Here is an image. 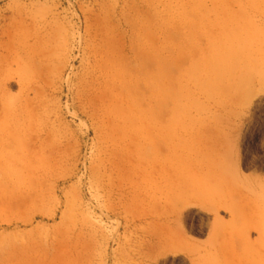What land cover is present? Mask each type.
<instances>
[{"label":"rangeland","instance_id":"rangeland-1","mask_svg":"<svg viewBox=\"0 0 264 264\" xmlns=\"http://www.w3.org/2000/svg\"><path fill=\"white\" fill-rule=\"evenodd\" d=\"M0 264H264V0H0Z\"/></svg>","mask_w":264,"mask_h":264}]
</instances>
